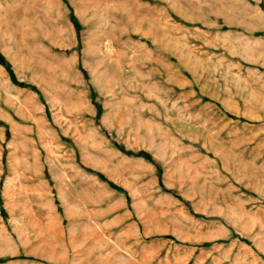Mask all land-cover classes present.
I'll return each mask as SVG.
<instances>
[{
	"label": "rangeland",
	"instance_id": "1",
	"mask_svg": "<svg viewBox=\"0 0 264 264\" xmlns=\"http://www.w3.org/2000/svg\"><path fill=\"white\" fill-rule=\"evenodd\" d=\"M247 4L240 63L195 28L160 47L164 0H0V264H264Z\"/></svg>",
	"mask_w": 264,
	"mask_h": 264
},
{
	"label": "crops",
	"instance_id": "2",
	"mask_svg": "<svg viewBox=\"0 0 264 264\" xmlns=\"http://www.w3.org/2000/svg\"><path fill=\"white\" fill-rule=\"evenodd\" d=\"M163 1V0H160ZM180 21H169L174 35L163 37L160 47L183 48L182 32L188 27L198 29L205 40L221 47L228 57L242 60V30L261 23L258 14L248 12L247 0H164ZM166 35V33H165ZM168 37V38H167ZM172 41L174 45L172 46ZM164 42H167L165 44Z\"/></svg>",
	"mask_w": 264,
	"mask_h": 264
},
{
	"label": "trees",
	"instance_id": "3",
	"mask_svg": "<svg viewBox=\"0 0 264 264\" xmlns=\"http://www.w3.org/2000/svg\"><path fill=\"white\" fill-rule=\"evenodd\" d=\"M137 154H143L142 152H139V153H137Z\"/></svg>",
	"mask_w": 264,
	"mask_h": 264
}]
</instances>
